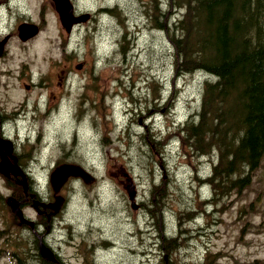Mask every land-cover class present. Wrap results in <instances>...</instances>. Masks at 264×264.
Instances as JSON below:
<instances>
[{
    "label": "rangeland",
    "instance_id": "obj_1",
    "mask_svg": "<svg viewBox=\"0 0 264 264\" xmlns=\"http://www.w3.org/2000/svg\"><path fill=\"white\" fill-rule=\"evenodd\" d=\"M69 2L75 16L89 13L85 22L95 13L98 26L119 30L103 27L98 38L93 22L81 29L75 25L67 34L52 0H0V116L12 115L8 121L13 123L19 119L14 135L36 126L33 143L20 146L23 162L29 161L26 169L44 191L67 199L54 223L62 240L59 258L64 264H85L83 256L76 255L93 245L95 255L86 264H264V158L245 193L220 198L221 192L213 193L212 185L203 182L210 160L187 156L176 130L171 134L167 128L172 119L176 128L178 120L199 107L201 82L209 78L202 72L180 74L184 67L175 70L182 60L169 37H175V22L184 10L175 9V0H148L150 10H144L142 0ZM23 23L38 27L37 32L24 28L25 39H19ZM42 77L49 85L30 83ZM58 82L63 98L55 91V98L48 97L45 92ZM59 100L61 108L55 109ZM68 121L78 123L75 129ZM60 122L64 137L53 128ZM170 134L175 140L172 150ZM18 140H9L5 148L15 147ZM62 164L83 167L92 184L70 177L56 194L48 174ZM13 186L0 178V248L11 242L7 238H15L11 245L19 244L22 250L17 261L0 254V264H23L24 258L35 264L32 238L41 237L36 229L34 237L20 236L27 230L17 229L11 214L8 217ZM128 190L136 194V210ZM17 204L13 201L12 207L20 214ZM23 213L25 223L33 225L31 213ZM140 214L155 224L149 234ZM44 246L39 249L48 254ZM52 262L59 263L55 256Z\"/></svg>",
    "mask_w": 264,
    "mask_h": 264
},
{
    "label": "trees",
    "instance_id": "obj_2",
    "mask_svg": "<svg viewBox=\"0 0 264 264\" xmlns=\"http://www.w3.org/2000/svg\"><path fill=\"white\" fill-rule=\"evenodd\" d=\"M175 9L184 10L169 37L182 60L175 70L209 76L176 133L187 156L210 160L204 185L220 198L243 194L264 158V0H175Z\"/></svg>",
    "mask_w": 264,
    "mask_h": 264
},
{
    "label": "flooded vegetation",
    "instance_id": "obj_3",
    "mask_svg": "<svg viewBox=\"0 0 264 264\" xmlns=\"http://www.w3.org/2000/svg\"><path fill=\"white\" fill-rule=\"evenodd\" d=\"M97 11H101V10L98 9ZM81 14L82 13H80L79 15H81ZM94 18H95V13L93 14V16L91 18V22L87 21L85 23H80L79 28L81 29V28L85 27L87 25V23H93L94 22L96 25L97 33L99 35L98 38L101 37V28H103V27L108 28L113 33L115 32V29L113 27L110 28L108 24H100L98 26V22L94 21ZM77 68L81 69L82 64L79 65V67H77ZM102 69L103 68H101V70ZM40 76L41 75H36V77H40ZM49 79H50V81L53 82V78H49ZM30 83L33 86H36V84H37L38 86H42V87L49 85V83H47V81L44 80V77H42L39 80V82L31 81ZM24 86H26V84H24ZM31 88H33L34 90L36 89L35 87H32V86H31ZM53 91L57 92L59 94L60 98H63L64 90H63V85L61 83L58 82L57 86L49 87L47 89V91L45 92V94H47L48 97L50 95H52V97L55 98L56 95ZM65 93L68 94L69 91L66 90ZM16 94L20 95V93H18V92ZM18 100H17V102H18ZM17 102L13 103V101H12V104L15 105V104H17ZM59 108H61L60 100H59V103L55 106V109H59ZM40 109H41V107H40ZM41 110H44V108ZM1 112L4 113L3 110H1ZM13 112H16V111H13ZM25 112H29L28 106H26ZM86 112H88V111H86ZM44 113H46V112H44ZM67 113H69V112L67 111ZM9 117H12V115L0 116V140H3V142H9V143H10V141L11 142L14 141V137H16V138L19 137V140L16 142L15 147H13L12 145H11L10 149L3 147L2 151H0V161H2V159H3L2 155L5 154L4 157L9 162L8 165L11 168H14L15 171L18 173V175L15 176L11 172V168H8L5 172H0V178L5 179L6 182H11L14 184V186L11 187V189H12L11 192L13 193V199H15L19 203V207H20L22 213L24 211H29L31 213L33 221L30 219H28V220H30L33 225L20 223V221L11 213L12 210H9V207H6L7 212H8V217L10 218V214H11L12 223H13V225L16 226L17 229L27 230V232H25L24 234H22L20 236H28V237L33 236L34 237L35 235L33 233V230L36 229L37 233L41 237V240L37 239V238H35V239L32 238V242L34 245V251L36 254V258L39 261H42V260L45 261L41 255L40 249H39V246L41 244H43V245L49 246L55 252V254H57V260L59 261L58 264H64V262L59 258L61 253L59 251V244L58 243L60 241H62L58 238V236L60 235V232H59L60 227L54 225L55 220L57 219V217L59 215H58V213L54 214L52 212L53 206L51 205V203L54 202L55 195L52 193L51 190L45 191L42 195H40L33 188L32 170L29 171L26 169V165H28L29 161L24 163L23 162V154L20 153V146L22 144H24L25 142H29L31 144L33 143V135H34V132L36 131V126L33 124V127L29 133H17L14 135L12 132H13L15 125H16V128H18L19 119H15V121L13 123L12 121H8ZM71 117H72V115H69V119ZM60 118L62 119L61 116H60ZM23 121H24V119H22L21 122H23ZM68 123H69V126L71 128H74V129L76 127V124H78L77 122L73 123L71 121H68ZM53 128H55L58 132L61 131L63 134L62 137H64V133L62 131L63 127L61 126V122L59 123V126H54ZM65 139L66 138H64V140ZM8 152H10V153H8ZM15 166H17V168ZM17 169H19L22 173L20 174L17 171ZM49 176H50V174H48V178H49ZM24 179L27 181L26 192H25L23 186H20V184H19V181L20 180L22 181ZM47 190H48V188H47ZM64 198H65V202H67L66 197H64ZM36 201L38 202L37 206L35 205ZM3 204L6 205L7 204L6 201H4ZM23 216H24V213H23ZM137 216L142 217L143 215L140 214ZM59 222H62V221L60 220ZM60 224H63V223H60ZM65 229H68V227L65 226ZM91 231L92 230H89V233ZM80 234H81V236H84L85 231H81ZM162 235L164 236L163 239H167V237L164 235V233H162ZM19 237H16V238L19 239ZM7 239L10 240L11 242H9V241L3 242L4 248H0V254L2 256L1 258H7V259L12 260V261H17L18 255H17L16 251L13 249V247L11 246V243L13 240H15V238H12V239L7 238ZM7 239H5V240H7ZM153 240H154V244H156L155 243L157 240L156 237ZM84 250H86V251H84ZM95 250H96V248L94 246L87 247V248L82 250V254H79L76 256L80 257L82 255L84 260H85V264H86L88 257L89 256L92 257L95 255ZM148 252H150V251H148ZM53 264H56V263H53Z\"/></svg>",
    "mask_w": 264,
    "mask_h": 264
},
{
    "label": "water",
    "instance_id": "obj_4",
    "mask_svg": "<svg viewBox=\"0 0 264 264\" xmlns=\"http://www.w3.org/2000/svg\"><path fill=\"white\" fill-rule=\"evenodd\" d=\"M63 7H66V15L69 16V18L67 20H61L62 23L64 24V27L66 28L67 31L70 30V27L72 24L74 23H78L81 21V19H86V16L87 15H84L82 17H79V18H73L72 16V13H73V7L68 3L67 0H65L64 2V5ZM84 19V20H85ZM28 26V27H27ZM69 26V27H68ZM20 28H26V29H29L31 31H34L32 34L35 33V31L37 32V29L33 26V25H29V24H22L18 27V30ZM23 31L25 32V30L23 29ZM31 34V35H32ZM19 35V34H18ZM25 35V33H24ZM30 35V36H31ZM25 39V38H23ZM1 47V46H0ZM2 52V48L0 49V54ZM3 146V143L1 144ZM1 164V163H0ZM64 167L65 170L64 171H61V168ZM70 177H75V178H81L83 180L84 183H87V184H92L93 182V177H91L84 169H82L81 167L79 166H75V165H62V166H59L57 167L56 169H54V171L51 173V176H50V183H51V186L53 188V191L55 193H58L59 190L61 189V187L67 182V180L70 178ZM25 180V179H24ZM23 180V181H24ZM22 181V182H23ZM26 182V181H25ZM19 184L21 185V182H19ZM23 185H24V182H23ZM27 185V184H26ZM25 190H26V186H24ZM128 196H129V199L131 201V205H132V208L133 209H137V206L135 204V193L134 191H129L128 190ZM15 200H13L12 198H9L7 200V203H8V206L10 208V203L13 202ZM62 203H63V198L61 197H56V205L57 207L54 209L55 210V213H57L59 210H60V207L62 206ZM18 205V208H19V212L20 214H18V216H16L14 213L15 212V207L13 209V212L12 214L15 215L19 220H20V223H25L27 220L24 218L22 212H21V209L19 207V203L17 204ZM13 206V205H12ZM11 210V209H10ZM17 214V213H16ZM28 222V221H27ZM31 223V222H30ZM31 225V224H30ZM44 248L47 250L48 254L50 255L51 259L54 257V253L47 247L44 246ZM53 253V254H52ZM47 259V258H46ZM47 261H49L47 259ZM52 261V260H51ZM50 262V261H49Z\"/></svg>",
    "mask_w": 264,
    "mask_h": 264
},
{
    "label": "bare ground",
    "instance_id": "obj_5",
    "mask_svg": "<svg viewBox=\"0 0 264 264\" xmlns=\"http://www.w3.org/2000/svg\"><path fill=\"white\" fill-rule=\"evenodd\" d=\"M52 2H53V6H54V9H55V12L57 13V16H58V20H59V23H60V26H61V28H64V24L62 23V21L61 20H67L68 18H69V16H67L66 15V7H63V3L61 2V1H59V0H52ZM82 16H84V14H81V15H79V17H82ZM85 19V18H84ZM84 19H81V21H80V23H82V22H85V20ZM79 23V24H80ZM23 29L24 28H20L19 30H18V34H19V39H23L24 38V31H23ZM200 74V73H199ZM198 75V74H197ZM193 76V75H192ZM201 76V75H200ZM202 77H203V75H202ZM205 78V77H204ZM3 147H5V146H3ZM8 168H11L9 165H8V163H6V165H4V162H3V159H2V161H1V164H0V172H5ZM65 170V168L64 167H62L61 168V171H64ZM11 172L15 175V176H17L18 175V173L15 171V169L14 168H11ZM23 181V180H22ZM21 181V186H23V188H25L24 187V185H23V182ZM25 190V189H24ZM10 208H11V210H12V212H13V209H12V202L10 203ZM16 216H18V214H16V213H14ZM165 240V239H164ZM46 250V249H45ZM47 251V250H46ZM40 253H41V255H42V257L44 258V260L46 261V262H52L51 260V257H50V255H48V254H46L45 253V251L41 248L40 249ZM49 260V261H47V259Z\"/></svg>",
    "mask_w": 264,
    "mask_h": 264
}]
</instances>
